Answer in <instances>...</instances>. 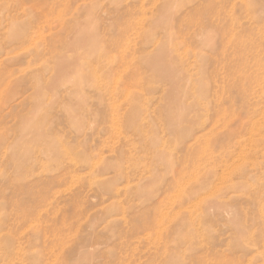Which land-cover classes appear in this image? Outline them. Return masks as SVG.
I'll use <instances>...</instances> for the list:
<instances>
[{
  "label": "rangeland",
  "instance_id": "obj_1",
  "mask_svg": "<svg viewBox=\"0 0 264 264\" xmlns=\"http://www.w3.org/2000/svg\"><path fill=\"white\" fill-rule=\"evenodd\" d=\"M0 264H264V0H0Z\"/></svg>",
  "mask_w": 264,
  "mask_h": 264
},
{
  "label": "bare ground",
  "instance_id": "obj_2",
  "mask_svg": "<svg viewBox=\"0 0 264 264\" xmlns=\"http://www.w3.org/2000/svg\"><path fill=\"white\" fill-rule=\"evenodd\" d=\"M234 143V142H233ZM235 144V143H234ZM241 152H242V150H241Z\"/></svg>",
  "mask_w": 264,
  "mask_h": 264
}]
</instances>
